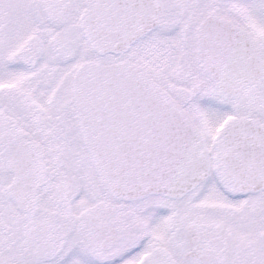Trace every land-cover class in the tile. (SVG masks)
Listing matches in <instances>:
<instances>
[{
	"label": "snow or ice",
	"instance_id": "snow-or-ice-1",
	"mask_svg": "<svg viewBox=\"0 0 264 264\" xmlns=\"http://www.w3.org/2000/svg\"><path fill=\"white\" fill-rule=\"evenodd\" d=\"M0 264H264V0H0Z\"/></svg>",
	"mask_w": 264,
	"mask_h": 264
}]
</instances>
